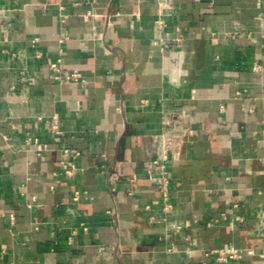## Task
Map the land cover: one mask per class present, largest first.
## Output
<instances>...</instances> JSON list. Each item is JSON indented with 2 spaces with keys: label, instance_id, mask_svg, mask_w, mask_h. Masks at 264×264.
I'll return each mask as SVG.
<instances>
[{
  "label": "crops",
  "instance_id": "crops-1",
  "mask_svg": "<svg viewBox=\"0 0 264 264\" xmlns=\"http://www.w3.org/2000/svg\"><path fill=\"white\" fill-rule=\"evenodd\" d=\"M0 1V264H264V0ZM159 16L182 47L152 46ZM162 132L184 140L169 210Z\"/></svg>",
  "mask_w": 264,
  "mask_h": 264
},
{
  "label": "built area",
  "instance_id": "built-area-1",
  "mask_svg": "<svg viewBox=\"0 0 264 264\" xmlns=\"http://www.w3.org/2000/svg\"><path fill=\"white\" fill-rule=\"evenodd\" d=\"M158 2L161 13L170 8L169 0H158ZM44 3L54 4L55 0H44ZM8 10L10 9L0 1V15L4 14ZM82 17L85 21H96L100 17V14L93 9H89L82 14ZM155 24L157 28V35L152 37V46L158 47L161 50L168 49L169 47L183 46L184 36L181 28H177L176 31L172 33L168 29L167 21L162 16H159V18L156 19ZM259 35L264 49V28L260 30ZM60 63L61 59H58L50 64V67L54 70L55 78L61 81L74 80L81 81L82 83L86 82L84 77L76 70L64 73L60 67ZM261 68L262 66L258 63H255L253 66L255 71H260ZM186 72V70L180 71L181 74H186ZM160 120L165 126L174 127L177 123L184 124L185 116L183 114L166 113L165 117H161ZM60 124V120L58 118H54L50 122L51 131L55 134H60ZM154 137L159 144V149L158 152L147 161L146 173L154 182L155 188L163 202L164 209L169 210L172 207L170 202V168L181 158L184 140L180 136L164 132L155 133ZM36 142H38L37 139ZM66 152L68 151L66 150ZM135 180V177L130 178V182L132 184ZM112 190L115 191L114 186H112ZM129 194L132 195L133 191H130ZM147 208L149 209V205ZM174 227L178 230L182 228L180 224H174ZM211 252L216 253L217 261L224 263L229 260H238L241 250L233 246H221L213 249Z\"/></svg>",
  "mask_w": 264,
  "mask_h": 264
}]
</instances>
